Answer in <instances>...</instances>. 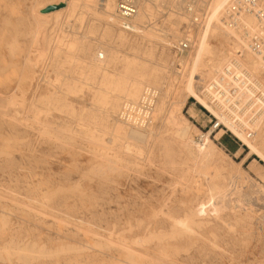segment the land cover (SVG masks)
Instances as JSON below:
<instances>
[{
	"label": "rangeland",
	"instance_id": "1",
	"mask_svg": "<svg viewBox=\"0 0 264 264\" xmlns=\"http://www.w3.org/2000/svg\"><path fill=\"white\" fill-rule=\"evenodd\" d=\"M109 1L113 16L101 0H0V264H264V119L260 131L229 121L211 132L219 121L200 74L238 57L241 32L223 46L219 28L230 27L207 22L193 54L179 55L193 31L185 0H153L142 21L117 19ZM184 59L193 73L181 93ZM139 77L159 92L149 126L120 116L118 86ZM189 93L181 133L169 115ZM137 128L144 140L131 136ZM206 146L212 156L197 160Z\"/></svg>",
	"mask_w": 264,
	"mask_h": 264
},
{
	"label": "bare ground",
	"instance_id": "2",
	"mask_svg": "<svg viewBox=\"0 0 264 264\" xmlns=\"http://www.w3.org/2000/svg\"><path fill=\"white\" fill-rule=\"evenodd\" d=\"M72 1H77V0H72ZM87 1L91 3L95 0H87ZM152 1L153 0H135L137 13L134 17L130 18L129 20L136 18L142 21L143 19H145L149 14ZM166 1L169 2L170 7L172 8H179L181 6V3H178L177 0H166ZM166 1L164 0V2ZM207 1L208 4L206 6L204 5L203 8L201 9L197 8L196 2L194 0H185L183 4L182 9H183V16L185 17V19L186 18L188 19L189 16L188 9H190L191 15H195L201 18V21L200 23H198L197 26H195L194 24H193L194 26H192L190 20L191 18L189 17L188 25L190 30H192L193 28V31L191 34L186 35V37L182 39L177 45L178 47L182 41L188 42L190 44V50L187 53H191V55L193 54V50L196 45V35L203 29V27H205V24L207 22L214 23L219 27L221 26L225 27V23L221 18H223L222 12L224 11V6L226 5L227 0H207ZM100 5L102 6L101 10L103 12V15L105 16L112 15L114 11L113 3H111L109 0H101ZM117 8H118V0H116L115 3V17L119 20H122L118 17ZM59 11L60 9L50 12L48 14L49 15L58 14ZM251 18L254 20V18L250 15L243 16L240 19L241 27L238 28L241 31V39L239 37L237 38L235 37L239 44L234 48L235 53L237 52L238 57L237 56L232 57L231 60L228 62V65H227V61L225 60L223 61L222 59L220 60L219 57L218 60L216 61L213 60L211 65L203 66V70L200 73L201 76L207 77L209 80H211L207 88L203 89V98L208 102V104L214 110L215 116H217L219 124L220 123L223 124V126L226 127L227 129H228L227 126L230 125V123L235 127H237L240 121H242V123L255 122L253 124L254 131L256 130L260 131L261 124L259 122L262 119H264V83L261 81L264 80V65H263L264 61L263 59L259 58L255 53L250 51L248 47V41L251 40H247V38H245L246 35L245 36L243 35V31H247L248 35L250 33V27H251L250 21H253ZM122 21H128V20H122ZM215 28L217 30L218 27ZM256 28L259 32H261L260 31L261 29L258 27L257 22H256ZM219 29L222 31V33L225 36V37H221L219 42L223 46H226L225 38H227L228 35L235 36L236 33L234 30L237 29L228 28L227 31H225V29H221V28ZM176 34L177 33L173 29L169 31V35L174 36ZM242 36L244 38H242ZM202 52H203L202 49L199 47L197 52L198 56L202 55L203 54ZM250 52L252 55L250 54ZM104 53L105 54L100 53V55L99 54L97 55L96 62L101 63V61L103 60L104 61L108 60V53L106 51H104ZM104 55H105V59H104ZM178 66L180 68L179 70L177 69L176 71L174 70L175 71L174 74L177 76L178 79L177 84H179L177 90H179V92L182 93L183 89L188 85V82L190 80V75H192L193 72L188 69L186 59L181 61L180 65ZM140 78L141 77L135 80L129 79L125 81L123 84H120V86H118L120 91L123 93L124 97L127 99L126 100L127 104L125 106L126 109H124L123 114H120V116L123 117L126 121L127 119H129L135 125H141V122L143 121V124L149 126L152 123L151 120L152 119L151 115L153 111L152 105L155 103L154 100L158 98L159 92H157L158 91L157 89L152 87L151 88L143 87L142 80ZM202 79L203 78H201V80ZM201 80L198 83H201ZM153 82L156 83L155 79L153 80ZM228 87H232V93H229L230 96H228ZM142 89H143V93L140 96L139 101H136ZM189 89L192 90L191 87H189ZM189 95H192V93H189L188 96H184V100L182 101L177 100L175 103H173V106L171 108L172 114L169 115V120L172 123V126H174L175 129H177L178 132L180 131L181 133H183L184 131L183 129H186L184 128V126L187 123V121L186 119L180 118V111L185 106L186 100L189 98ZM130 105H134L135 107ZM142 105H144L145 107L144 108L141 107ZM142 111L144 112L143 116L140 115V112ZM212 129L210 130L211 132L213 131ZM221 131L216 135L217 138L221 136ZM130 133L131 136L136 140H144L146 138L145 133L139 128L135 130L132 129ZM203 138L207 140L206 144L210 143L208 136H205ZM197 154H198L197 160L200 159V157H205L207 155L210 157L212 156V153L209 151L207 146L204 147L201 151H198ZM134 161H138V160H134ZM193 164L194 167L197 168L200 172L209 175V177L207 178L208 180L217 177L218 173L216 172L209 173L208 168L203 167L201 165V162L199 163L194 162ZM231 182H232L231 192L234 193L233 188L234 190H236L235 188L236 183L235 182L233 183L232 179ZM207 201L211 202V198H208ZM206 212H207L206 208L203 207V209L197 213L198 215L203 216ZM178 225H180V227L184 228L186 231L189 230L185 222H177V223L174 222L172 227L174 229H177Z\"/></svg>",
	"mask_w": 264,
	"mask_h": 264
},
{
	"label": "built area",
	"instance_id": "3",
	"mask_svg": "<svg viewBox=\"0 0 264 264\" xmlns=\"http://www.w3.org/2000/svg\"><path fill=\"white\" fill-rule=\"evenodd\" d=\"M136 13L137 8L135 0H118L117 14L120 19L129 20L134 17ZM188 13L191 18V25L197 26L201 18L191 15L190 9H188ZM246 15H250L256 20L258 27L261 29V34L260 36L255 35L251 37L248 35L247 31H243V35H246L245 38H247V40H251L249 41V49L264 61V0H232L227 12L224 14L223 21L226 26L240 31V19ZM242 38L244 37L242 36ZM189 50L190 44L186 41H182L176 49L179 54L187 53ZM229 93H232V87H228V96H230ZM220 127V124L217 122L212 127V130L215 131Z\"/></svg>",
	"mask_w": 264,
	"mask_h": 264
},
{
	"label": "water",
	"instance_id": "4",
	"mask_svg": "<svg viewBox=\"0 0 264 264\" xmlns=\"http://www.w3.org/2000/svg\"><path fill=\"white\" fill-rule=\"evenodd\" d=\"M57 9V7H51L49 10H48V12L49 11H52V10H56Z\"/></svg>",
	"mask_w": 264,
	"mask_h": 264
}]
</instances>
